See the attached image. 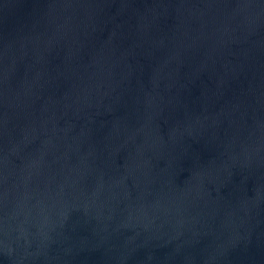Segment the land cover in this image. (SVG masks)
<instances>
[{
    "label": "clouds",
    "instance_id": "9594fccd",
    "mask_svg": "<svg viewBox=\"0 0 264 264\" xmlns=\"http://www.w3.org/2000/svg\"><path fill=\"white\" fill-rule=\"evenodd\" d=\"M111 7L110 0H49L26 29L0 42V255L30 264L103 247L114 264H125L140 248L151 261V249L171 245V259L210 236L203 264H215L250 243L264 203V118L254 112L249 123L238 104L210 110L235 71L227 63L199 110L180 104L179 94L227 45L264 24V0H152L132 10L127 48L118 43L126 22L114 24L107 39H93L131 6L121 2L109 15ZM170 15L175 23L165 31L159 21ZM196 53L198 62L182 75ZM137 55L153 61L147 86L143 66L132 74L130 58ZM61 81L66 87L57 94ZM121 108L98 146L91 139L95 118ZM166 109L172 120L162 134L158 119ZM189 140L203 141L214 154L205 162L195 155L181 179ZM121 150L127 155L118 165ZM234 172L241 180L225 197L221 188ZM73 213L80 217L70 224ZM81 222L91 237L74 239L69 232ZM53 245L58 254L49 256ZM184 259L192 264L194 257Z\"/></svg>",
    "mask_w": 264,
    "mask_h": 264
},
{
    "label": "water",
    "instance_id": "95a60500",
    "mask_svg": "<svg viewBox=\"0 0 264 264\" xmlns=\"http://www.w3.org/2000/svg\"><path fill=\"white\" fill-rule=\"evenodd\" d=\"M49 2V0H0V42L4 39L10 38L21 28H27L34 18V16L41 10V6ZM112 7L107 9L109 15H114L117 11L118 5L123 2L129 4L131 7L124 15L116 16L115 21L106 25H102L93 36L94 41L100 42L107 39L114 24L122 22L123 26L119 32L123 33L118 43L122 48H127L133 40L132 31L136 25V17L132 15V10L143 11L145 4L152 3V0H110ZM191 2L199 3L200 0H191ZM228 3H236L237 0H226ZM175 23L173 16L162 18L159 21L160 28L168 30ZM159 55V53H157ZM87 57H85L86 59ZM200 53L189 56L185 61V65L181 69V74L188 72L191 65L198 62ZM150 61L143 55H137L134 59L130 58V63L133 64V77L138 72L136 65L143 66V75L141 77L144 84L148 85V74ZM53 63H59V58L53 60ZM227 63L229 68H235V71H230L225 79V83L220 89V95L213 97L210 101V110L218 111L221 108L230 107L233 104L241 106V110L247 109L246 119L251 123V117L255 115L264 118V24H261L247 40L241 42H233L225 47L224 55L218 56L214 65H209L208 68L201 71L198 76L186 81V87L181 90L179 94L180 104H186L190 109H200L203 97L205 94L210 95L216 91L217 80L224 74L223 65ZM23 74V65L18 69V75ZM135 84V81H133ZM66 87L65 83H59L57 94ZM175 91V90H173ZM124 109H118L114 114L105 113L95 118L96 123L92 125V141L98 146H103L105 137L111 127V121L114 116H120ZM172 114L166 109L158 119L160 131L166 134L168 127L171 124ZM103 126H100V123ZM81 122H77L79 126ZM78 130V129H77ZM189 144V155L184 157L180 162V167L185 171L180 173V178L184 179L188 176L187 169L191 166L192 159L199 154L201 161L205 162L214 153L205 147L203 141H187ZM127 153L121 150L117 153L115 160L116 164L122 165ZM159 167L165 165V160L160 159L156 161ZM241 174L234 172L231 182L225 187L221 188V193L225 197L229 195L233 185L239 184ZM255 181L249 178L245 187L249 197L254 195ZM215 196V192H212ZM80 217L79 213H73L70 219V224H75ZM253 232L251 241L247 246H237L230 250L226 257L219 259L215 264H264V203H262L253 219ZM75 238H90V226L83 225L82 222L76 225L74 232H69ZM211 237H203L199 244L186 250V252L176 255L174 258L169 257L172 246L155 247L151 249L153 259L147 260L148 249L140 248L133 252L125 261V264H187L184 259L185 255L194 257L192 264H203V258L206 255L204 251L211 242ZM57 246L53 245L49 250L48 255H57ZM62 255V254H61ZM67 264H114V261L108 258L103 247L100 248H83L73 252L69 257H65ZM61 261H46L43 257L37 258L30 264H64ZM0 264H11L8 257L0 255Z\"/></svg>",
    "mask_w": 264,
    "mask_h": 264
}]
</instances>
